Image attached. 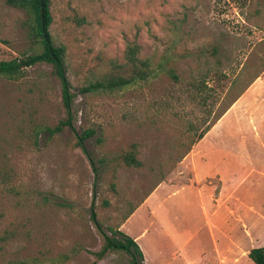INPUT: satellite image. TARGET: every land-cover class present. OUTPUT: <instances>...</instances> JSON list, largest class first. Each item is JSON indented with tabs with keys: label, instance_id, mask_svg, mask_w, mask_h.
I'll use <instances>...</instances> for the list:
<instances>
[{
	"label": "rangeland",
	"instance_id": "obj_1",
	"mask_svg": "<svg viewBox=\"0 0 264 264\" xmlns=\"http://www.w3.org/2000/svg\"><path fill=\"white\" fill-rule=\"evenodd\" d=\"M52 14L72 111L48 65L0 77V264H131L124 252L97 259L98 225L135 239L146 264H254L250 251L264 247V0H52ZM26 21L0 0V61L33 54ZM129 45L154 75L82 93L123 71ZM134 146L140 167L123 160Z\"/></svg>",
	"mask_w": 264,
	"mask_h": 264
},
{
	"label": "trees",
	"instance_id": "obj_2",
	"mask_svg": "<svg viewBox=\"0 0 264 264\" xmlns=\"http://www.w3.org/2000/svg\"><path fill=\"white\" fill-rule=\"evenodd\" d=\"M7 3L26 12V26L28 34L34 43V52L23 59L0 61V77L18 80L31 67L38 65L50 66L52 75L59 82L63 105L70 114L74 94L72 93V84L66 69V47L56 45L52 34L51 28L54 23L52 0H7ZM139 53L137 45H129L125 54L126 63L121 67L123 71L89 83L82 89V93H114L149 80L154 75L155 70L151 61L140 58ZM170 74L175 77L173 72ZM224 114H221L217 121ZM65 126H71V122H61L50 132L59 133ZM206 132L200 134L199 141L205 137ZM94 134V130H87L83 134L78 135L77 145L84 149L85 142L93 137ZM135 150L134 146L133 150L127 153L123 160L128 166L140 167L142 163L137 160ZM98 229L103 235L104 244L102 249L95 253L97 259H103L108 253L117 251L126 253L130 257L131 264H145L144 253L135 239L120 230L112 231V235H109L99 225ZM249 258L254 264H264V247L252 249L249 253Z\"/></svg>",
	"mask_w": 264,
	"mask_h": 264
},
{
	"label": "crops",
	"instance_id": "obj_3",
	"mask_svg": "<svg viewBox=\"0 0 264 264\" xmlns=\"http://www.w3.org/2000/svg\"><path fill=\"white\" fill-rule=\"evenodd\" d=\"M195 159H196V158H194V160H193L194 162H195ZM144 258H145V256H144ZM145 264H146V260H145Z\"/></svg>",
	"mask_w": 264,
	"mask_h": 264
}]
</instances>
